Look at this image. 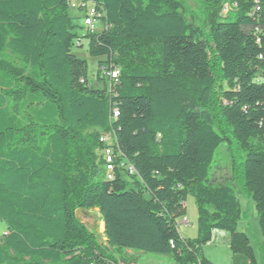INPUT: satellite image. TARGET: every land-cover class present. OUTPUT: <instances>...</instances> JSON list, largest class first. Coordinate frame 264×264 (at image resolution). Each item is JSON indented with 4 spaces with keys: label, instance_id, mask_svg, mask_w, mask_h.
<instances>
[{
    "label": "trees",
    "instance_id": "trees-1",
    "mask_svg": "<svg viewBox=\"0 0 264 264\" xmlns=\"http://www.w3.org/2000/svg\"><path fill=\"white\" fill-rule=\"evenodd\" d=\"M198 1L200 16L179 0H94L106 28L81 38L66 0H0V264H212L215 231L257 264L236 187L211 173L226 145L264 235V0ZM84 39L101 89L73 54ZM110 131L135 175L106 179ZM190 196L198 234L183 240ZM90 211L104 245L77 217Z\"/></svg>",
    "mask_w": 264,
    "mask_h": 264
},
{
    "label": "rangeland",
    "instance_id": "rangeland-1",
    "mask_svg": "<svg viewBox=\"0 0 264 264\" xmlns=\"http://www.w3.org/2000/svg\"><path fill=\"white\" fill-rule=\"evenodd\" d=\"M189 13H194L197 16L201 15L200 11V2L198 0H179ZM228 5L224 6L223 14L227 10ZM76 14L73 13L71 15L74 18ZM73 23L76 28V32L79 37H84L86 35V30L83 26V19H74ZM105 29L103 22L97 21L94 28L95 34H101ZM83 48H75L73 50V54L82 60L87 61L88 63V81L89 84L95 89H101L102 85L100 81L97 80L98 74V65L102 59H93L88 55V40H83ZM225 87V85H223ZM228 147L226 145L222 146L219 151L215 154L214 159V169L211 173V182L214 185L217 184H226L234 185L237 189V195L240 200L241 206V219L237 226V231L247 236L250 241L252 248L254 249L257 260L260 264L264 263V257L260 252L259 248L262 244H264V235L261 233L259 226L258 213L256 210L255 203L248 199L245 193L242 190V184L237 179L233 178L232 172L230 170V161L231 156L229 154ZM236 154V153H235ZM237 156V154H236ZM237 162H240L241 159L237 158ZM124 178H126V174H123ZM188 209L186 211V217L189 219L190 224L184 223V218H179L176 221L177 230L183 240H193L197 237L198 228H197V206L195 199L193 197H189L188 200ZM186 202V203H187ZM78 219L85 225L88 230H94L99 235V241L101 245H104L103 239V230L104 225L101 223L99 214L97 211H90L88 213L78 212ZM7 225L0 220V243L2 241L3 235L7 231ZM228 241V242H227ZM230 241V242H229ZM231 236L223 231H216L214 233L213 240L211 243L207 244L202 248V255L209 260L212 264H232L233 255L234 254L230 244ZM112 252V251H111ZM113 253V252H112ZM128 256H132L134 260V264H173L172 260L168 257H160L154 255H144V254H132L127 253ZM237 264H244L243 262H239Z\"/></svg>",
    "mask_w": 264,
    "mask_h": 264
},
{
    "label": "built area",
    "instance_id": "built-area-1",
    "mask_svg": "<svg viewBox=\"0 0 264 264\" xmlns=\"http://www.w3.org/2000/svg\"><path fill=\"white\" fill-rule=\"evenodd\" d=\"M69 6L70 12L75 13V17L83 19V26L86 33H94L95 24L97 21L103 22L105 14L96 6L94 0H66ZM256 3H260V0H255ZM231 10V7L227 8L225 15ZM260 9L257 7V11ZM104 24V23H103ZM105 26V24H104ZM106 28V26H105ZM95 34V33H94ZM103 77L107 78L109 81L117 80L119 77L118 69L102 68L100 70ZM262 82L264 83V76L262 77ZM110 83V82H109ZM114 117H118V112L114 113ZM264 126V123H263ZM102 145V158L105 167V176L108 181L114 179V172L120 169L126 170L129 176L135 175L136 171L134 167L126 162L124 155L118 147L117 136L114 131L103 133L99 139ZM185 224H190L187 218H184ZM172 246L173 243H172ZM174 248V247H173ZM124 264V263H119Z\"/></svg>",
    "mask_w": 264,
    "mask_h": 264
},
{
    "label": "crops",
    "instance_id": "crops-1",
    "mask_svg": "<svg viewBox=\"0 0 264 264\" xmlns=\"http://www.w3.org/2000/svg\"><path fill=\"white\" fill-rule=\"evenodd\" d=\"M185 208H186V211H187V209H188V202L187 203H185ZM185 218H187L186 216H185ZM188 219V218H187ZM189 220V219H188ZM189 223H190V221H189ZM7 232V231H6ZM216 232V231H215ZM214 232V233H215ZM214 237V236H213ZM228 242V241H227ZM230 242V241H229ZM230 244V243H229ZM252 247V246H251ZM253 249V248H252ZM259 250H260V252L262 253V256L264 257V244H262L261 246H260V248H259ZM253 252H254V249H253ZM128 253V252H127ZM129 253H132V252H129ZM133 254V253H132ZM254 255H255V252H254ZM232 259H233V263L232 264H237V263H239V262H243L244 264H249V260L246 258V257H244V256H242V255H233L232 256ZM255 259H256V261H257V264H260L259 263V261L257 260V258H256V255H255ZM132 264H134V263H132ZM264 264V263H263Z\"/></svg>",
    "mask_w": 264,
    "mask_h": 264
}]
</instances>
